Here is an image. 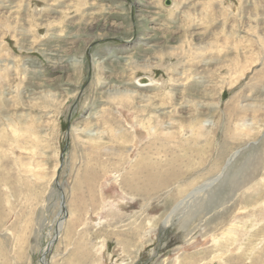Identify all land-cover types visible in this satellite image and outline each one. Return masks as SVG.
Returning <instances> with one entry per match:
<instances>
[{
	"label": "rangeland",
	"instance_id": "1",
	"mask_svg": "<svg viewBox=\"0 0 264 264\" xmlns=\"http://www.w3.org/2000/svg\"><path fill=\"white\" fill-rule=\"evenodd\" d=\"M165 1L0 0V264H264V0Z\"/></svg>",
	"mask_w": 264,
	"mask_h": 264
},
{
	"label": "bare ground",
	"instance_id": "2",
	"mask_svg": "<svg viewBox=\"0 0 264 264\" xmlns=\"http://www.w3.org/2000/svg\"><path fill=\"white\" fill-rule=\"evenodd\" d=\"M149 86H151V85H149ZM213 182H215V181H212L211 183H207V184H205L203 187H200V188H197L195 191H193V194H195V195H197V194H199V193H201L207 186H209L210 184H212ZM62 205V207H61V212H60V214L59 215H62V218L64 219V215H65V209H63L64 208V206H63V203L61 204ZM111 207V206H110ZM177 209V208H176ZM248 213V212H247ZM60 220V219H59ZM62 220V219H61ZM63 222H61L60 223V226H62L63 224H62ZM168 219H167V221L162 225V227H160V230H159V237L161 236V232L168 226ZM58 229V228H57ZM234 229H236V228H234ZM230 230V229H229ZM233 230V229H232ZM60 232V231H59ZM233 232V231H232ZM237 232V231H236ZM229 233V231L227 232V234ZM231 234V233H230ZM232 235V234H231ZM230 235V236H231ZM225 236V235H224ZM234 236H235V233H234ZM225 238V237H224ZM227 238V237H226ZM230 238V237H229ZM228 238V239H229ZM216 240V239H215ZM218 241V240H217ZM222 241V240H221ZM235 242H237V240L235 241ZM229 243V242H228ZM228 243H226V244H228ZM51 244V243H50ZM219 244V243H218ZM230 245V244H229ZM214 246V245H213ZM224 246V245H223ZM223 248V247H222ZM221 248V249H222ZM47 250V249H46ZM218 250V249H217ZM43 258H45L44 256L40 259V263L41 264H45V260L43 259ZM114 262V261H113ZM122 262V261H121Z\"/></svg>",
	"mask_w": 264,
	"mask_h": 264
},
{
	"label": "water",
	"instance_id": "3",
	"mask_svg": "<svg viewBox=\"0 0 264 264\" xmlns=\"http://www.w3.org/2000/svg\"><path fill=\"white\" fill-rule=\"evenodd\" d=\"M165 5H169V1L168 0L165 1Z\"/></svg>",
	"mask_w": 264,
	"mask_h": 264
}]
</instances>
